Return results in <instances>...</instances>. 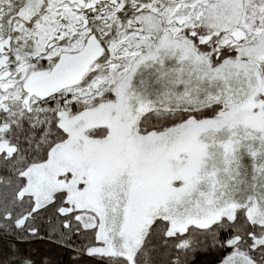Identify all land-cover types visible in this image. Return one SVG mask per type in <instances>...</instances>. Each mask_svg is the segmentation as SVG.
I'll return each instance as SVG.
<instances>
[{
  "label": "snow or ice",
  "instance_id": "snow-or-ice-1",
  "mask_svg": "<svg viewBox=\"0 0 264 264\" xmlns=\"http://www.w3.org/2000/svg\"><path fill=\"white\" fill-rule=\"evenodd\" d=\"M0 264H264V0H0Z\"/></svg>",
  "mask_w": 264,
  "mask_h": 264
}]
</instances>
